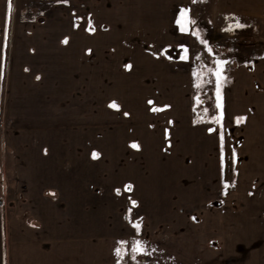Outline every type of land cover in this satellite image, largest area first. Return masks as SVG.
<instances>
[{
  "label": "rangeland",
  "instance_id": "obj_1",
  "mask_svg": "<svg viewBox=\"0 0 264 264\" xmlns=\"http://www.w3.org/2000/svg\"><path fill=\"white\" fill-rule=\"evenodd\" d=\"M0 1L6 264H117L122 240L121 264H226L243 210L264 220V29L208 0L190 31L172 0H12L10 22Z\"/></svg>",
  "mask_w": 264,
  "mask_h": 264
},
{
  "label": "crops",
  "instance_id": "obj_2",
  "mask_svg": "<svg viewBox=\"0 0 264 264\" xmlns=\"http://www.w3.org/2000/svg\"><path fill=\"white\" fill-rule=\"evenodd\" d=\"M172 1L174 4V10H172V17L174 20L179 18L181 9H190L191 12V10L194 9V4L199 5L202 2L205 3L211 1L213 12L217 16L232 18L237 20L239 23H241V21L243 23L248 22L249 24L246 26H253L254 24L255 27H261L264 29V0H195V2L194 0ZM0 3L2 4L1 1ZM2 18L4 20L6 19L4 14ZM4 25L5 24L3 22L2 27ZM3 40L4 39L0 38V52L4 49V47H2ZM261 41H264V37H261ZM262 59L264 60V55H262ZM253 66H264V61L259 64L254 63ZM243 213L244 217L236 224V239L230 241L227 240L228 252L223 255V259L227 261L226 264H264V220L255 218L254 213H250L247 209H244ZM4 222V210L0 207V264H6V233ZM225 252L226 251H224V253ZM228 260L232 263L228 262Z\"/></svg>",
  "mask_w": 264,
  "mask_h": 264
},
{
  "label": "snow or ice",
  "instance_id": "obj_3",
  "mask_svg": "<svg viewBox=\"0 0 264 264\" xmlns=\"http://www.w3.org/2000/svg\"><path fill=\"white\" fill-rule=\"evenodd\" d=\"M65 2H67V0H65ZM195 2V0H194ZM7 8H8V18H9V22H10V19H11V13H12V8H13V5H12V0H8V5H7ZM190 9H181L180 11V16L179 18L177 19V24H180L181 25V30L182 31H190V26L192 24H194L195 22L191 19L190 15ZM78 26V25H77ZM245 27V25L239 23L238 21L236 22L235 24V28H243ZM90 33H94L95 32V28L93 27L92 25V21L89 20V24H88V29H87ZM229 31L232 30V27L230 26ZM193 35H198V33L196 32H192ZM202 44H206L207 42L205 40H201L200 41ZM63 44L67 45L69 43V39L66 37L63 41H62ZM183 51L185 52V56L181 57V59H184L186 60L188 57H187V52H188V49L187 48H184ZM209 52H212V49L209 48L208 49ZM89 54H91L92 50L89 49L88 50ZM227 63V61H224V60H217L216 64H217V67H216V70H215V76H216V83H217V87H216V97H217V105L216 107L221 109L220 111V114L219 116L217 117H214V121L216 123H221L222 119H223V103H222V95H221V85H220V81L222 79V74H223V67L224 65ZM133 67L132 64H125V68L127 70H131ZM27 71V69H26ZM194 76L198 75L197 73H193ZM37 80L41 79V77L37 76L36 77ZM197 87H199V85H197ZM148 104L149 105H153L154 104V101L152 100H149L148 101ZM109 108L111 109H115L117 111L120 110V105L116 102V101H112L109 103L108 105ZM171 106L170 105H165L163 108H158V107H152L151 108V111L156 113V112H161V111H165L167 110L168 108H170ZM207 111V110H205ZM130 114L128 112H124V116H129ZM246 120V117H238L237 118V123H240L242 121ZM169 123H172L171 121H169ZM222 126V125H221ZM215 131V129L213 128H209V132H213ZM166 136L169 135V133L167 132L166 130ZM220 141H221V166L223 168L224 166V153H223V142H224V133L223 131L220 132ZM131 147L134 148V149H137L139 150L140 149V144L139 143H136V142H133L131 144ZM169 147H171V144H169ZM45 154H47V150H45ZM100 157V154L98 152H93L92 153V159L96 160V159H99ZM232 159L233 161H237L238 160V157L235 153V150L233 149L232 150ZM229 185L226 183L224 185L225 188H227ZM234 187V185H232ZM132 185L131 184H128L125 186V190L126 191H131L132 190ZM116 194L117 195H120V189H116ZM54 195V193L52 194ZM132 204L133 206H137V202L136 201H132ZM193 220L196 219V217H192ZM142 220V218H141ZM35 226V225H34ZM140 226H141V221H137L135 224H133V227L136 228L137 230L140 229ZM119 246L115 248V255L119 258L117 260V264H121V261L123 260V257L124 255L127 254V244L128 242L127 241H119ZM132 253H133V256H132V259L135 260L136 259V254H147L145 252V245L139 241V240H136L133 242L132 244V249H131Z\"/></svg>",
  "mask_w": 264,
  "mask_h": 264
}]
</instances>
